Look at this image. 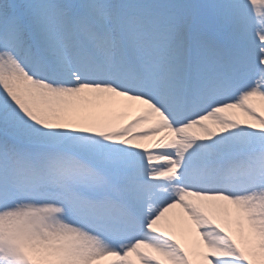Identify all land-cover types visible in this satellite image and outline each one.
I'll return each mask as SVG.
<instances>
[{
	"label": "snow or ice",
	"instance_id": "1",
	"mask_svg": "<svg viewBox=\"0 0 264 264\" xmlns=\"http://www.w3.org/2000/svg\"><path fill=\"white\" fill-rule=\"evenodd\" d=\"M256 97L264 0H0V264H264Z\"/></svg>",
	"mask_w": 264,
	"mask_h": 264
},
{
	"label": "bare ground",
	"instance_id": "2",
	"mask_svg": "<svg viewBox=\"0 0 264 264\" xmlns=\"http://www.w3.org/2000/svg\"><path fill=\"white\" fill-rule=\"evenodd\" d=\"M253 103L256 105L258 109L264 110V101H261L258 97L253 98ZM115 118L117 120L123 121L126 120L127 115L122 111L119 110L115 113ZM144 143H149V141H144Z\"/></svg>",
	"mask_w": 264,
	"mask_h": 264
}]
</instances>
